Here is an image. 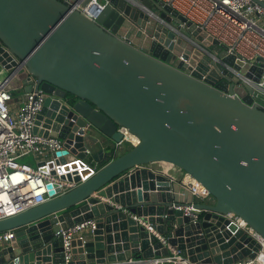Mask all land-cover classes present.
Segmentation results:
<instances>
[{
  "label": "water",
  "instance_id": "1",
  "mask_svg": "<svg viewBox=\"0 0 264 264\" xmlns=\"http://www.w3.org/2000/svg\"><path fill=\"white\" fill-rule=\"evenodd\" d=\"M140 1L161 9L155 0ZM159 15L169 20L162 10ZM147 20L126 0H109L95 21L61 0H0V63L24 68L6 89L15 95L19 88L23 99L31 89L46 94L36 123H43L44 135L65 141V148L38 166L75 184L0 220V232L15 231L0 249V264H63L62 237L55 233L84 220H94L95 229L72 241V264L166 254L145 224L193 263L231 264L254 256L255 241L221 214L234 213L264 238V109L252 104L251 88L202 79L206 66L192 72L186 60L192 63L200 53ZM125 131L139 142L94 171L90 164L102 162L104 146L116 150L127 141ZM90 147L97 150L88 155ZM157 162L179 168L208 190L212 203L194 204L203 210L197 221L171 208L192 198L148 168Z\"/></svg>",
  "mask_w": 264,
  "mask_h": 264
},
{
  "label": "built area",
  "instance_id": "2",
  "mask_svg": "<svg viewBox=\"0 0 264 264\" xmlns=\"http://www.w3.org/2000/svg\"><path fill=\"white\" fill-rule=\"evenodd\" d=\"M61 1L77 8L94 21L109 4V0H88L84 6L80 5L84 0H77L75 4L72 0ZM258 1L264 3V0ZM126 2L143 11L148 17L147 23L153 19L155 26L159 23L166 27L167 32L174 33V40L180 37L191 45L193 51L200 53L201 56L192 63L186 60L192 72L198 73L200 68L206 66L202 79L211 76L217 81L225 80L227 88L230 84L251 88L252 91L248 94L252 99V104H257L264 109L263 6L254 0H155L161 9L152 8L150 10L140 0H126ZM161 10L169 20L160 17ZM174 11L183 16L185 21L173 15ZM188 22L194 25L193 29H189ZM122 27L123 24L119 26L120 29ZM219 46L222 47V56L216 49ZM180 52L183 53V50ZM203 56L208 59L205 65L202 64ZM230 56L233 57L231 63L225 60ZM178 58L181 59V56L179 55ZM9 63V61L6 62V64ZM6 64L0 63V74L3 69L8 72L6 76L0 77V220L42 204L50 197L57 196L75 185L71 181L61 180L58 174L52 175L49 171L41 169L47 165L38 166L42 161L47 164L49 155L53 157L56 152L63 150L65 141L50 133L44 135L43 123H36V116L40 113L46 97L42 89H31L26 93L25 99L21 97V94L18 98L21 104L17 108L13 107L17 101H12L13 95L9 89H6V85L18 73V70L23 68V65L19 63L7 68ZM225 93L230 96L237 95L236 92L226 91ZM124 142L125 140L117 143V149ZM127 142L133 146L139 140L137 143L129 140ZM91 153L89 149H86V154ZM29 154L34 156L36 167L17 161L18 158ZM167 165L177 168L170 164ZM90 166L94 171L97 170L96 164H90ZM148 168L158 172L151 164ZM181 172L179 181L174 182L186 189L192 199L190 201L186 199V203L182 205L173 204L171 208L181 210L184 215L192 217V221L195 222L203 214V210L194 204H210L213 198L201 183L188 173L182 170ZM170 180L173 181L172 178ZM50 191H53L52 195L49 194ZM179 195L183 197L184 194L179 193ZM221 215L235 222L257 244L255 250L250 248L254 256H244L231 264H264V238L234 213L228 212ZM145 226L149 234H153L166 248L167 253L155 254L151 257H132L119 264H197L183 257L178 248L169 245L164 233L158 232L148 224ZM94 229V220H84L55 233L62 237L63 264H72V241L74 239L83 240V234ZM14 236V230L0 232V249L10 244ZM247 246V243L243 244V247ZM155 251L154 249L153 252ZM73 264L91 263L76 262Z\"/></svg>",
  "mask_w": 264,
  "mask_h": 264
},
{
  "label": "crops",
  "instance_id": "3",
  "mask_svg": "<svg viewBox=\"0 0 264 264\" xmlns=\"http://www.w3.org/2000/svg\"><path fill=\"white\" fill-rule=\"evenodd\" d=\"M14 102H16V101H14ZM19 104H21L20 103V101L19 100H17V102L15 103V105H13V107L14 108H17L18 106H19ZM127 144H130L129 142H127V141H125ZM106 144H108L109 145V143H106ZM104 145H105V143H104ZM103 145V146H104ZM111 146V145H110ZM132 147V146H131ZM110 147H105L104 146V156H105V154L106 153H108V151L110 150L109 149ZM130 147H128L126 150L124 149V151H122V153H124L125 151H127L128 149H129ZM120 149H122V146L119 148V149H116V152H118ZM90 150H91V152L93 153V152H95L97 149L96 148H91L90 147ZM119 154H121V153H119ZM104 158V157H103ZM162 164V167H161V169H159V168H156V164H151L152 165V167H155L156 168V170L159 172V173H162V174H164V175H166L167 177H169V178H172L173 179V181H179V179L181 178V175H182V172H181V170H179V169H177V168H172L171 166H168L167 167V164H163V163H161ZM100 164H97L96 166H97V169H98V166H99ZM180 196V198H182V196L181 195H179ZM186 199H187V197H186ZM155 216V215H154ZM148 217H150V216H148Z\"/></svg>",
  "mask_w": 264,
  "mask_h": 264
},
{
  "label": "rangeland",
  "instance_id": "4",
  "mask_svg": "<svg viewBox=\"0 0 264 264\" xmlns=\"http://www.w3.org/2000/svg\"><path fill=\"white\" fill-rule=\"evenodd\" d=\"M0 68H1V65H0ZM7 74H8V72L3 69V70H1L0 77L6 76ZM20 96H21L20 89L17 88L16 89V94L13 95L12 101H17ZM131 146H132L131 144H127L126 142H124L123 145H122V149H120L116 153L117 156L120 155L119 153H122V151H124V149L126 150L128 147L131 148ZM17 161L19 163L27 164V165L32 166V167H36L37 166L36 160H35V158H34V156L32 154L20 157V158L17 159ZM154 164L157 165L156 168L161 169V167H162L161 163L157 162V163H154ZM163 164H165V163H163ZM78 205L79 204H77L76 206H78ZM63 211H66V210H63ZM63 211H61V212H63Z\"/></svg>",
  "mask_w": 264,
  "mask_h": 264
},
{
  "label": "trees",
  "instance_id": "5",
  "mask_svg": "<svg viewBox=\"0 0 264 264\" xmlns=\"http://www.w3.org/2000/svg\"><path fill=\"white\" fill-rule=\"evenodd\" d=\"M116 150L115 148H110V150L108 151V153L105 154L102 162L100 163V165L98 166V168H100L102 165H104L105 163H107L108 161H110L111 159L117 157V154H116ZM203 214H201L202 216Z\"/></svg>",
  "mask_w": 264,
  "mask_h": 264
},
{
  "label": "bare ground",
  "instance_id": "6",
  "mask_svg": "<svg viewBox=\"0 0 264 264\" xmlns=\"http://www.w3.org/2000/svg\"><path fill=\"white\" fill-rule=\"evenodd\" d=\"M181 50V49H180ZM188 61V60H187ZM126 136H127V140L129 141H133L134 143L138 142V138H136L134 135L128 133L127 131H125ZM168 167V166H167Z\"/></svg>",
  "mask_w": 264,
  "mask_h": 264
}]
</instances>
